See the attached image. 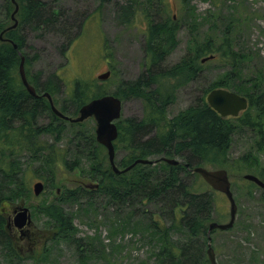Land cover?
<instances>
[{"label": "trees", "instance_id": "obj_1", "mask_svg": "<svg viewBox=\"0 0 264 264\" xmlns=\"http://www.w3.org/2000/svg\"><path fill=\"white\" fill-rule=\"evenodd\" d=\"M19 1L17 15L20 19L17 25L39 28L61 22V14L52 10L47 2ZM124 1L126 3L119 6L124 21L130 22L129 15L137 11L147 18L143 45L145 71L133 80L121 79L111 92H104V89L92 91L91 84L96 83L93 80H75L68 92V101L73 106L72 112L76 114L83 104L107 93L121 100L127 96L140 98L141 116L116 121L114 150H127L116 166L123 169L135 159H146L149 155H157L151 158L155 162L136 163L126 171L115 173L110 164L109 167L104 163L106 156L103 146L95 141L93 133L80 135V131L75 130V134H79L82 139L81 147L85 150L82 156L87 160L86 167H80L86 173L82 181H96L98 186L88 189L78 182L74 187H59L56 203L41 200L36 210L45 216L49 234L43 247L28 251L27 254L26 250L19 251L18 242L6 227L5 206L17 198L29 196L31 191L21 177L23 164L19 161L20 154L26 152L30 158L28 162H38V168L44 174L38 173L36 178L43 182L54 179L55 166L62 165L68 169L78 166L79 157L77 155L74 160H67L63 149L53 148L39 139V135L49 134L54 140H59L65 129L64 120L51 111L48 100L42 95L47 92L53 99L54 92L59 90L58 80L55 76L39 84L37 75L28 74L29 59L25 57L26 78L38 95L33 96L26 90L18 72L23 36L16 30L17 25L7 29L6 24L0 21V249L6 264H20L25 257L31 258L35 264H57L56 247L62 241L77 245L78 260L81 262L84 257L90 256L91 247L96 243L102 245L101 241L95 242L96 237L88 239L73 236L77 230L72 221L74 213L64 210L61 203L66 202L76 205V213L94 220L99 208L104 210L102 220L108 227V236L118 230H128L134 236L138 235V240L147 245L149 255L155 254L156 264H209L206 253L207 227L209 222L215 221L211 218L213 191H195L184 180L183 174L200 164H217L219 161L225 166L230 164L224 155L233 134L242 130L253 132V142L250 150L238 157L235 163L255 165L257 157L252 149L264 150L263 71L254 68L244 78L239 75L241 66L251 57L242 46L237 45L242 28L249 25V15L241 13L236 5H232L227 23L219 34H214V14L208 15L211 32L206 33L201 41L190 39L186 53L177 62L162 69V61L177 45L174 15L168 12L164 0ZM179 1L182 5L190 2ZM209 1L216 4L218 0ZM154 2H157L156 6L163 7L160 20H151L148 13ZM9 9L10 2L7 0L5 11ZM196 29L195 23L191 25V31ZM261 33L264 34V29ZM13 43L16 47H13ZM203 57L229 63L231 70L205 87L195 103L168 116L166 108L174 100L175 87L196 76ZM112 74L110 71L108 78ZM161 75L167 76L172 82L171 89L163 87ZM237 79L240 81L237 82ZM216 87L246 96L247 107L237 116H220L205 100L206 93ZM53 102L55 104L56 100ZM57 107L64 114L74 115L65 105ZM46 112L50 114L51 121L40 123L38 117ZM174 155L180 157V162L175 165L161 159ZM256 175L264 182V166L259 168V175ZM251 184L256 185L253 182ZM261 189L264 199V188ZM214 230L209 232L210 236ZM154 247V252L149 250Z\"/></svg>", "mask_w": 264, "mask_h": 264}, {"label": "rangeland", "instance_id": "obj_2", "mask_svg": "<svg viewBox=\"0 0 264 264\" xmlns=\"http://www.w3.org/2000/svg\"><path fill=\"white\" fill-rule=\"evenodd\" d=\"M15 1L18 3L17 10H19L20 1ZM43 1L47 2L52 10H56L57 14H61V22L50 27L40 26L39 28L16 24V30L23 36L20 52L24 58L29 59L28 74L37 75L39 84L56 76L59 84V90L53 94L56 106L65 105L69 112L73 111V106L68 101V92L72 89L75 80L80 82L84 81L83 79L93 80L96 83L91 84L92 91L104 89V92H111L118 86L121 79L133 80L145 71L143 45L147 18L137 11L134 15H129L130 22L124 21L122 18L124 15L119 8L120 4L126 3L124 0H108L102 3L99 0ZM9 2L10 9L5 11L7 0H0V21L6 26L13 24L11 12L14 4L11 0ZM164 2L168 12L174 15V21L177 24V45L162 61V69L171 66L186 53L190 39L196 38L201 41L206 33L211 32L208 15L214 14L212 16L213 20L215 18L214 34H219L227 23L232 5H236L241 13L248 14L250 17L249 25L242 28L237 39V45L242 46L244 51L251 55L249 61L241 66L239 75L244 78L245 74L254 68H260L264 74V34L261 33L264 29V0H218L216 4H211L209 0H190L183 5L179 0H164ZM156 4L157 2H154L148 9L151 20H160L162 15V5L156 6ZM17 13L18 11L15 12L14 17L19 21L20 17ZM194 23L197 29L191 31L190 27ZM78 25H81L80 29ZM229 65L220 59L201 62L194 78L175 87L174 100L166 108L167 115L172 116L187 105L195 103L205 87L227 75V71L231 70ZM106 70L113 72L110 78L109 76L106 79L97 77ZM228 76L231 75L228 74ZM161 78L163 87L167 90L171 89L172 82H169L167 76L161 75ZM239 81L240 79H237V82ZM121 101V114L118 119L141 116L140 98L127 96ZM38 121L48 123L51 121V116L48 112L42 113ZM56 123L60 122L56 121ZM77 123L80 124H71L64 120L65 129L59 140H54L49 134L39 135V139L44 143L51 144L56 149H63L66 152L65 159L74 160L78 155L77 164L79 165L70 169L62 165L55 166L57 170L54 179L44 182L41 180L44 188L38 195L33 194L32 184L38 180L36 174H44V171L38 168V162H28L30 158L26 152H22L19 156V161L23 164L21 177L31 190L30 195L15 199L10 205L7 204L5 209L7 208L8 211L16 209L13 211L15 215L19 211L18 205L28 207L31 217L30 226L24 225L18 228L11 222L19 230L29 228L28 238L29 241H33L30 247L34 251L43 247L45 238L49 234L46 230L48 227L45 216L36 210L39 202L44 199L47 202L56 203L57 187H74L86 176V173L80 169V167H86L87 160L82 156L85 150L81 147L82 139L79 137L82 134L93 133L95 138L96 121L93 116H90ZM75 130L80 131V135L75 134ZM77 142L80 143L77 144ZM252 142L253 132L248 130L236 132L224 155L230 164L225 166L226 164L223 165L220 161L217 164H200L212 169L223 167L227 169L236 203L233 225L228 229L215 228L211 233L210 241L218 264H264V199L261 197L263 191L260 186H254L250 180L243 178V174L247 172L259 175V168L264 166V150L252 149V153L257 157L255 165L234 162L250 150ZM77 145L80 146L77 147ZM126 151V148L115 149L116 165H119V160ZM103 153L106 156L104 163L109 166L105 147H103ZM156 156L148 157L151 159ZM173 157L180 158L177 155ZM183 176L195 191H213L211 218L220 223L226 222L229 219V202L225 195L213 190L196 172L189 171ZM61 205L66 212L74 213L72 221L77 228L73 233L74 237L88 239L96 237L95 242L101 241L102 245L96 243L91 247L90 256L84 257L80 262L77 245L74 242L62 241L56 247L57 264H156L155 254L149 255L147 245L138 240V235L134 236L128 230H118L108 236V227L102 220L104 210L101 208L94 220L76 213L77 208L73 203L66 202ZM150 249L152 252L156 250L155 247ZM27 253L28 251L25 252ZM0 264H6L1 249ZM20 264L35 263L31 258L25 257Z\"/></svg>", "mask_w": 264, "mask_h": 264}, {"label": "water", "instance_id": "obj_3", "mask_svg": "<svg viewBox=\"0 0 264 264\" xmlns=\"http://www.w3.org/2000/svg\"><path fill=\"white\" fill-rule=\"evenodd\" d=\"M14 4V9L11 12V18L13 19V24L7 28H13L17 24V19H15L14 14L18 9V3L15 0H11ZM13 47H16V44L13 43ZM209 57L201 58V62H204ZM18 72L19 77L26 88V90L31 95H37L35 92L34 87L28 82L26 78V74L24 71V56H20V61L18 65ZM109 76V70L105 71L99 75H97L100 79H106ZM43 95L48 99L52 112H54L58 117H61L65 120L70 122H81L82 120L93 116L96 125H95V139L98 143L103 145L106 148L107 157L113 172L119 173L128 170L136 163H154L155 159H142L138 158L135 159L130 165L124 167L123 169H119L115 162H114V145L113 141L117 137V126L115 121L120 117L121 114V100L114 96L113 94H104L100 97L94 98L87 103L83 104L77 114L75 116H69L62 113L58 108H56L53 104L51 96L45 92ZM205 100L207 104L216 111L220 116H237L239 112L244 110L247 105L248 101L246 96L241 95L235 91L223 88V87H216L209 90L205 95ZM167 163L172 165L178 164L180 161L179 159L173 157H161ZM184 165H187L184 163ZM191 171L198 173L202 179L213 189L222 192L228 202H229V219L224 222L220 223L217 221H211L207 227V258L210 264H218L214 250L211 245L210 239L211 236L209 232L212 229H227L233 225L236 213V203L233 197V193L230 186V180L228 177L227 170L225 168H207L205 166L196 165L191 168ZM243 178L248 179L260 187H264V182L257 176L252 173H244ZM82 185L86 188L92 189L97 188L98 183L93 181H82ZM43 182L42 181H35L32 184V191L34 195H38L43 189ZM17 208L19 211L13 217V224L21 228L24 225L30 226L31 224V217L27 206L22 204L18 205Z\"/></svg>", "mask_w": 264, "mask_h": 264}, {"label": "flooded vegetation", "instance_id": "obj_4", "mask_svg": "<svg viewBox=\"0 0 264 264\" xmlns=\"http://www.w3.org/2000/svg\"><path fill=\"white\" fill-rule=\"evenodd\" d=\"M10 25H7V27H9ZM9 29V28H7ZM6 29V30H7ZM43 95V93H42ZM35 96V95H34ZM37 96V95H36ZM44 96V95H43ZM52 98V97H51ZM47 99V98H46ZM53 100V99H52ZM54 104V103H53ZM50 105V104H49ZM54 106L56 107V105L54 104ZM51 109V107H50ZM52 111V110H51ZM54 113V112H53ZM55 114V113H54ZM56 115V114H55ZM61 118V117H59ZM63 119V118H61ZM65 120V119H63ZM68 121V120H67ZM261 188H264V187H261ZM226 197V196H225ZM16 210V209H14ZM13 209L11 211H8L6 212V227L7 229L9 230V232L11 233L12 237L14 238V240L16 242H18V248H19V251H34L31 246V244L33 243V241H29V238H28V231H29V228H26L25 230H22V229H17L15 228L13 225H12V222H13V215H14V211ZM12 221V222H11ZM228 229V228H227ZM33 233V232H31ZM214 250V249H213ZM210 264V263H209Z\"/></svg>", "mask_w": 264, "mask_h": 264}]
</instances>
